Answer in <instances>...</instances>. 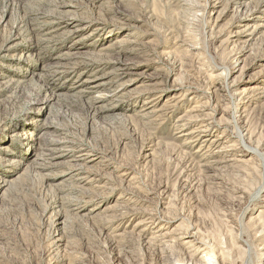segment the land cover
<instances>
[{
    "label": "rangeland",
    "instance_id": "rangeland-1",
    "mask_svg": "<svg viewBox=\"0 0 264 264\" xmlns=\"http://www.w3.org/2000/svg\"><path fill=\"white\" fill-rule=\"evenodd\" d=\"M0 264H264V0H0Z\"/></svg>",
    "mask_w": 264,
    "mask_h": 264
},
{
    "label": "bare ground",
    "instance_id": "bare-ground-1",
    "mask_svg": "<svg viewBox=\"0 0 264 264\" xmlns=\"http://www.w3.org/2000/svg\"><path fill=\"white\" fill-rule=\"evenodd\" d=\"M232 63H233V62H232ZM234 68H235V65L231 66V68H230V69L232 70V69H234ZM241 100H242V99H241ZM186 234H188V235H189L190 233H189V232H186ZM260 235H261V234H260Z\"/></svg>",
    "mask_w": 264,
    "mask_h": 264
}]
</instances>
